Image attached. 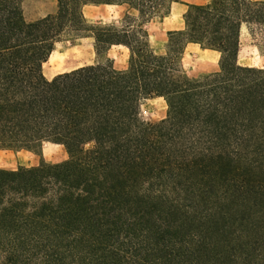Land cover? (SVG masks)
Returning <instances> with one entry per match:
<instances>
[{
    "label": "trees",
    "instance_id": "16d2710c",
    "mask_svg": "<svg viewBox=\"0 0 264 264\" xmlns=\"http://www.w3.org/2000/svg\"><path fill=\"white\" fill-rule=\"evenodd\" d=\"M20 1L0 0V150L68 157L0 168V264H264V68L236 62L242 26L264 49V0L185 3L163 52L146 25L178 0H55L33 20ZM100 4L125 10L88 20ZM82 38L103 61L45 78L54 46ZM188 43L218 69L188 76ZM154 97L165 116L144 122Z\"/></svg>",
    "mask_w": 264,
    "mask_h": 264
},
{
    "label": "rangeland",
    "instance_id": "374dc122",
    "mask_svg": "<svg viewBox=\"0 0 264 264\" xmlns=\"http://www.w3.org/2000/svg\"><path fill=\"white\" fill-rule=\"evenodd\" d=\"M206 1L178 0L171 4L166 15L154 17L146 25L152 47L158 52H163V46L167 40L166 32L176 30L178 26L183 27L182 14L186 9L185 3L201 4ZM20 5L26 20L42 17L47 13L54 12L56 9L55 0H21ZM122 9L112 8V5L105 4L85 5L82 12L88 20L109 23L120 17ZM259 44H261L259 36L257 34L251 35L242 26L239 34L236 62L240 65L264 68V49H260ZM189 49L191 48L185 49L181 59L182 68L188 76H196L200 73L212 72L218 69V64L213 63V66H208V59L204 58V63L202 57L192 54ZM105 56L111 59L115 68L122 69L126 67L128 52L125 47L111 46ZM103 59V56L95 55L90 38L62 41L54 46L41 69L45 78L50 79L57 73L85 64L102 62ZM165 111L166 105L162 98L146 99L140 106V118L144 122L158 121L165 116ZM67 157L66 149L62 145L54 143H42L40 147L33 150L3 149L0 150V168L15 169L21 166H35L41 161L56 163L65 160Z\"/></svg>",
    "mask_w": 264,
    "mask_h": 264
},
{
    "label": "crops",
    "instance_id": "0c3cea01",
    "mask_svg": "<svg viewBox=\"0 0 264 264\" xmlns=\"http://www.w3.org/2000/svg\"><path fill=\"white\" fill-rule=\"evenodd\" d=\"M112 8H123L122 9V12L121 14L124 12L125 10V7L123 6H118V5H112ZM182 28V26H178L176 28L177 29H180ZM191 46V47H190ZM187 48H191L189 49V51L194 54V55H198V57H202L203 61H204V58L205 59H208L209 60V65L208 66H213V63L214 64H217L218 62V57H219V53L216 51V50H213V49H207V48H201L199 45L197 44H194V43H188L185 48H184V51L185 49ZM183 55H184V52H183ZM183 55H182V58H183ZM212 62V63H211ZM205 63V61H204ZM212 64V65H211Z\"/></svg>",
    "mask_w": 264,
    "mask_h": 264
}]
</instances>
